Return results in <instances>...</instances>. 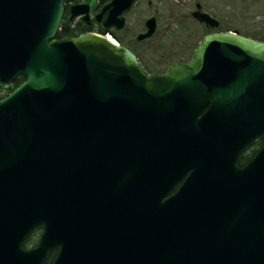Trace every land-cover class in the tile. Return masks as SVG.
I'll return each instance as SVG.
<instances>
[{"label": "water", "instance_id": "obj_1", "mask_svg": "<svg viewBox=\"0 0 264 264\" xmlns=\"http://www.w3.org/2000/svg\"><path fill=\"white\" fill-rule=\"evenodd\" d=\"M136 1L111 0L103 27L122 29ZM64 3L0 0V86L25 77L0 100V264H41L55 247L54 264L124 252L133 264H264V144L237 165L264 135V42L211 33L189 61L149 74L106 35L56 38ZM98 5L80 0L71 17ZM146 26L138 40L156 19Z\"/></svg>", "mask_w": 264, "mask_h": 264}, {"label": "rangeland", "instance_id": "obj_2", "mask_svg": "<svg viewBox=\"0 0 264 264\" xmlns=\"http://www.w3.org/2000/svg\"><path fill=\"white\" fill-rule=\"evenodd\" d=\"M198 3L220 22L221 31L232 29L264 40V0H139L117 35L137 53L148 73H161L175 61L188 60L202 37L217 31L193 18ZM152 16L157 18L156 33L138 41L137 35L145 32V21Z\"/></svg>", "mask_w": 264, "mask_h": 264}, {"label": "flooded vegetation", "instance_id": "obj_3", "mask_svg": "<svg viewBox=\"0 0 264 264\" xmlns=\"http://www.w3.org/2000/svg\"><path fill=\"white\" fill-rule=\"evenodd\" d=\"M78 2V0H67L66 1V8H65V14L63 17V23L67 25V34L60 36L61 38L65 37H72L77 36L82 33H86L89 31H96V32H103V29L101 28V24L99 21H97L95 18H91L89 22L85 21L82 16L77 17L75 19L70 18V7L72 5H75ZM104 3H101L95 12V15H97L99 12L103 10ZM106 15V12L104 13V16ZM1 89V88H0ZM3 96V93L0 92V97ZM262 145V144H261ZM259 144H251L243 149L242 153L239 155L238 158V165L240 167H244L246 164H248L252 157L254 156L255 152L258 151V149L261 147ZM184 180H181L177 185L175 186L174 190L180 188L181 185H183ZM42 233V227H39L35 229L32 233L35 237H40ZM33 247L31 246H25V250H30ZM60 251V248H53L45 257L43 262L41 264H53L54 260L56 259L58 253Z\"/></svg>", "mask_w": 264, "mask_h": 264}, {"label": "trees", "instance_id": "obj_4", "mask_svg": "<svg viewBox=\"0 0 264 264\" xmlns=\"http://www.w3.org/2000/svg\"><path fill=\"white\" fill-rule=\"evenodd\" d=\"M67 34V25L63 23L62 25V29L60 30L59 32V36H62V35H66ZM117 39L122 43V44H126V42L124 40H122L119 36H117ZM127 45V44H126ZM23 77H20L18 78L16 81H14L13 85L16 86L18 85L20 82L23 81ZM264 143V136L260 137L256 142L255 144H263ZM28 244V242L26 243V245Z\"/></svg>", "mask_w": 264, "mask_h": 264}, {"label": "bare ground", "instance_id": "obj_5", "mask_svg": "<svg viewBox=\"0 0 264 264\" xmlns=\"http://www.w3.org/2000/svg\"><path fill=\"white\" fill-rule=\"evenodd\" d=\"M109 37L113 40L116 41L115 38L109 34ZM97 253L99 254V251L95 252L94 254L97 255ZM98 258V257H97ZM149 264H153L152 262H149Z\"/></svg>", "mask_w": 264, "mask_h": 264}]
</instances>
